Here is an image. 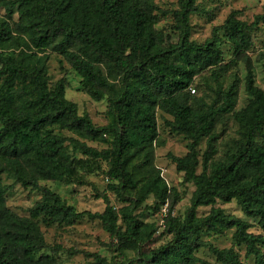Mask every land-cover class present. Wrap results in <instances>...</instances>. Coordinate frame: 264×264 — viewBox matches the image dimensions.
I'll list each match as a JSON object with an SVG mask.
<instances>
[{"label": "trees", "instance_id": "trees-1", "mask_svg": "<svg viewBox=\"0 0 264 264\" xmlns=\"http://www.w3.org/2000/svg\"><path fill=\"white\" fill-rule=\"evenodd\" d=\"M179 1L175 40L169 39L164 29L153 27L147 10L137 0L9 1L7 8L18 4L21 24H25L23 30L30 34L35 46H49L60 39L79 47L80 50L66 53L67 60L80 75L83 90L92 98L100 99L107 91L113 92L108 105L114 122L95 125L87 112L79 114L77 104L65 97L66 84L62 80L53 88L48 87L44 63L15 59L4 52L1 47L9 45L15 36L10 24L0 21V264L53 262L51 256L36 257L45 246L40 225L33 217L9 209L5 201L8 185L1 179L2 171L7 170L24 186L36 187L40 179L78 176L76 160L64 137L53 131V125L91 139L113 136L109 149L98 150L78 140L74 147L89 157L107 160L110 187L122 199H129L131 205L115 210L107 204L103 212L76 210L58 192L44 187L41 200L32 207L36 216L44 215L47 222L59 224H70L85 215L99 218L122 244L141 243L163 220L173 238L169 244L150 251L141 264H207L192 254L190 241L194 231L200 227L218 230L235 226V238L246 245V253L254 254L256 264H264V235L248 231L246 221L229 216L218 207H212L204 216L194 213L198 205L236 199L264 230V143L256 141L264 129V91L254 84L252 63L246 52L264 13L255 15L249 23L228 16L215 26L212 38L197 42L190 38L189 24V14L198 10L196 0ZM218 31L232 43L235 57L244 60L246 89L252 97L248 107L236 114L244 122L237 147L213 161V125L217 117L232 112L236 104L234 90L228 88L220 103H209L203 108L188 104L179 94L195 73L220 60ZM112 75L118 77L117 89L109 81ZM156 105L172 114L174 129L189 138L187 154L171 155L177 169L184 171L185 180L195 185L192 203L182 218L173 212L180 195L168 187L158 169L152 168L137 182L134 170L128 167V156L145 147L157 133ZM205 136L208 143L201 160L202 170L198 171V146ZM149 159L145 153L141 164ZM150 194L154 202L135 212ZM150 209L158 220L148 223L151 229L146 233L140 215ZM172 243H177L178 249L169 250ZM211 249L224 264H244L232 247Z\"/></svg>", "mask_w": 264, "mask_h": 264}, {"label": "rangeland", "instance_id": "rangeland-1", "mask_svg": "<svg viewBox=\"0 0 264 264\" xmlns=\"http://www.w3.org/2000/svg\"><path fill=\"white\" fill-rule=\"evenodd\" d=\"M9 1L11 0H0V21L5 20L10 24L15 40L7 46H2L1 49L11 53L15 59L22 58L26 62L44 63L49 88H53L62 80L66 84L65 97L77 104L79 114L87 112L97 126L113 124L114 116L108 105L109 97L113 92L107 91L100 99L92 98L83 90L80 75L67 60L66 53L79 47L70 42L63 43L60 39L49 46H35L30 34L23 30L25 24H21L23 17L18 4L12 3V7L7 8ZM137 1L147 10L148 19L156 30L162 28L168 32L169 39L177 38L176 13L180 8L179 0ZM195 4L198 10L189 14V24L190 38L197 42L212 38L215 26L221 24L228 16L249 23L255 15L264 13V0H196ZM217 38V46L221 50L220 60L195 73L190 84L179 94V98L188 104L203 108L209 103H220L223 92L228 88L234 90L236 104L232 112L217 117L213 125L211 133L215 147L213 161L224 158L228 151L237 147L244 122L239 121L236 114L248 107L252 97L246 89L247 69L244 60L235 57L232 43L221 31L217 32ZM252 40L253 44L246 52L251 59L254 84L264 91V19L252 32ZM97 64L101 63L97 62ZM109 81L117 89L118 77L112 75ZM2 82L3 80L0 81V88H3ZM155 120L157 133L145 147L138 148L137 153L128 156V167L134 170L133 177L137 182L152 168L158 169L168 187L175 188L180 195L173 206V212L182 218L192 203L195 185L191 180H185L184 171L177 169L171 155L187 154L189 138L174 129L172 114L158 105L155 106ZM52 129L64 137L70 155L76 160L77 177L40 179L38 186L34 187L24 186L7 170L1 173L2 182L8 185L5 201L9 209L21 216L33 217L38 221L44 234L45 246L39 250L36 257L51 256L53 262L50 264H141L146 262L145 256L149 255L150 251L169 244L173 233L166 231L167 226L162 220L146 240L139 244L135 241L122 244L104 228L99 218H89L85 215L70 224H59L47 222L44 215L36 216L32 207L41 200L44 187L58 192L67 203L73 204L76 210L103 212L107 204L113 205L115 210L131 205L129 199H122L110 187L112 181L107 173V160L89 157L74 147L75 141L78 140L98 150L109 149L112 148L113 136L105 135L91 139L67 127L53 125ZM256 141L264 143V129L263 134L256 137ZM207 143L208 137L205 136L198 146V171L202 170L201 160ZM145 153L150 159L141 164ZM133 193L134 191L131 190L132 196ZM153 202L154 198L150 194L135 212H139L141 207ZM212 207L222 209L229 216L243 219L248 223V231L264 235L258 219L246 214L236 199L227 201L217 199L212 204L198 205L194 210L195 216L207 215ZM143 212L145 213L140 215L142 228L148 233L151 229L148 223L158 218L157 215L152 214V209ZM118 222L121 223V220ZM234 233L235 226L222 227L218 230L200 227L194 231L195 235L190 241L193 247L192 254L197 259L205 260L207 264H224L213 254L211 246L232 247L244 264H256L254 254L246 253V245L238 241ZM176 249H178L177 243H172L169 247V250Z\"/></svg>", "mask_w": 264, "mask_h": 264}, {"label": "built area", "instance_id": "built-area-1", "mask_svg": "<svg viewBox=\"0 0 264 264\" xmlns=\"http://www.w3.org/2000/svg\"><path fill=\"white\" fill-rule=\"evenodd\" d=\"M163 221V220H162Z\"/></svg>", "mask_w": 264, "mask_h": 264}]
</instances>
